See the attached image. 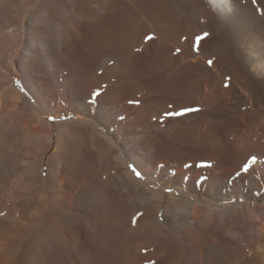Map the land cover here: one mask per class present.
<instances>
[{"label":"bare ground","instance_id":"bare-ground-1","mask_svg":"<svg viewBox=\"0 0 264 264\" xmlns=\"http://www.w3.org/2000/svg\"><path fill=\"white\" fill-rule=\"evenodd\" d=\"M228 3L0 0V264H264V0Z\"/></svg>","mask_w":264,"mask_h":264},{"label":"snow or ice","instance_id":"snow-or-ice-1","mask_svg":"<svg viewBox=\"0 0 264 264\" xmlns=\"http://www.w3.org/2000/svg\"><path fill=\"white\" fill-rule=\"evenodd\" d=\"M210 4L212 7H215L217 10H220V11H224V12H227V13H231L232 12V7L231 5L228 3V0H220V3H216L215 0H209ZM252 3L253 4H256L257 3V0H252ZM257 11L260 12L261 15H264V8H257ZM209 35V33H203V35L201 37H198L197 39L200 40V39H203L205 37H207ZM146 39L148 40H151V39H154V36H148L146 37ZM198 50V48H197ZM208 64L211 66L213 64V60H209L208 61ZM230 79V78H229ZM99 95V92H95L93 93V96H98ZM95 102V101H93ZM129 103H136L138 104L139 101L137 100H134V101H129ZM185 111H191V109H186ZM176 114H180V113H176ZM50 119H55L54 117H50ZM256 161V157H251V160L249 163H246L242 166L241 168V171H238L236 172L235 176L236 177H240L242 172L243 173H246L248 172L249 168L251 167V164L255 163ZM133 171H136L135 168H133ZM136 175L138 177H140L141 179H143V176L141 175L140 172L136 171Z\"/></svg>","mask_w":264,"mask_h":264},{"label":"rangeland","instance_id":"rangeland-1","mask_svg":"<svg viewBox=\"0 0 264 264\" xmlns=\"http://www.w3.org/2000/svg\"><path fill=\"white\" fill-rule=\"evenodd\" d=\"M253 246V245H252Z\"/></svg>","mask_w":264,"mask_h":264}]
</instances>
